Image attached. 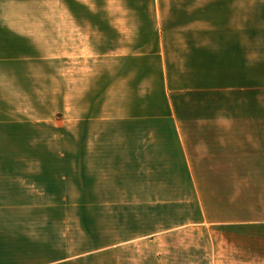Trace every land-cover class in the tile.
I'll use <instances>...</instances> for the list:
<instances>
[{
  "label": "crops",
  "instance_id": "0c3cea01",
  "mask_svg": "<svg viewBox=\"0 0 264 264\" xmlns=\"http://www.w3.org/2000/svg\"><path fill=\"white\" fill-rule=\"evenodd\" d=\"M0 264H264V0H0Z\"/></svg>",
  "mask_w": 264,
  "mask_h": 264
},
{
  "label": "rangeland",
  "instance_id": "374dc122",
  "mask_svg": "<svg viewBox=\"0 0 264 264\" xmlns=\"http://www.w3.org/2000/svg\"><path fill=\"white\" fill-rule=\"evenodd\" d=\"M6 5V4H4ZM16 6H20L22 7L21 9L23 10H27V9H34L35 6L37 5H34V4H22V3H19V4H15ZM9 9V8H8ZM7 8L4 7V10H8ZM233 118V116H231ZM51 215L50 217L51 218H62V217H65V218H68V220L70 219H78V218H82L84 217V219H87V217H91V215L93 214V212H75V211H66V212H49Z\"/></svg>",
  "mask_w": 264,
  "mask_h": 264
}]
</instances>
